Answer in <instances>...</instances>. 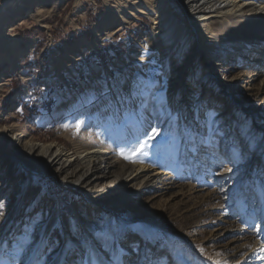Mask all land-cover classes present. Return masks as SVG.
I'll return each mask as SVG.
<instances>
[{"label":"rangeland","instance_id":"374dc122","mask_svg":"<svg viewBox=\"0 0 264 264\" xmlns=\"http://www.w3.org/2000/svg\"><path fill=\"white\" fill-rule=\"evenodd\" d=\"M15 1L0 0V16ZM78 1L33 0L32 7L44 3L43 14L22 10L7 18L9 26L18 19L24 24L14 26L0 41V125L20 134V145L54 143L72 153L100 149L107 163L112 162L111 176L95 175L87 191L36 174L30 183L25 170L11 171L13 163L5 153L12 148L1 142L0 264H15L16 240L37 213H43L48 231L59 239L46 264H57L55 257L69 239L84 253L83 237L71 233L76 215L105 257L103 241L92 230L119 222L124 229L121 247L142 245L144 237L151 236L153 250L166 264H264V41L244 36L254 15L264 14L249 7L262 8L264 0H245L244 13L237 11L228 21L207 20L203 35L178 0H166L174 26L164 27L163 42L159 36L152 38L149 17L130 16L133 6L150 8L152 0H129L130 6L124 0H80L82 9ZM120 16L131 23L120 26ZM186 58L184 83L171 94L165 78ZM153 68L162 85L161 105L178 117L176 121L161 115V105L151 100L143 110L126 102L91 100L114 77L128 92L133 80ZM93 70L97 72L91 77ZM80 71L85 77L78 79ZM26 77L35 84L39 99L52 96L51 109L59 106L60 116L49 133H38L27 119L16 117L19 104L9 93L24 87ZM149 122L159 126L158 135L137 153L147 139L143 134ZM181 123L195 129V139L179 135ZM248 136L257 138L255 150ZM24 159L15 161L30 170ZM135 165L163 175L138 189L133 183L117 185L121 173ZM76 166L83 168L80 161ZM36 194H41L37 201ZM34 234L39 240L42 229Z\"/></svg>","mask_w":264,"mask_h":264},{"label":"bare ground","instance_id":"6f19581e","mask_svg":"<svg viewBox=\"0 0 264 264\" xmlns=\"http://www.w3.org/2000/svg\"><path fill=\"white\" fill-rule=\"evenodd\" d=\"M32 1L33 0H17L15 2H10L6 5L3 14L0 16V41L6 40V38H8V36L4 35L5 33L12 31L14 26L19 27L24 24L21 19H18L15 25L9 26L6 23V21L8 20L7 18L13 15L14 13H18L22 10H33L36 15H41L44 13L46 7L44 3L40 2L32 7ZM124 1L126 3L128 2L127 4H129V0ZM178 1L180 2L187 17L189 18L190 22L193 24L194 29L199 33V35L205 34L204 32L202 33V31L207 20H210L212 18L221 19V17L222 19L224 18L227 20V17L231 14H237V11H240L241 13V11L244 10L247 5L245 0ZM152 2L153 5L151 4L152 6L150 8H147L145 5L143 7L133 6L130 16L131 18H135L136 15H145L149 17L152 22V38L156 39V36L157 38L159 36V39L161 40V42H163L164 38L161 34H163L164 27H173L174 21L172 20V14L170 13V8L166 0H152ZM249 8L256 12L264 11V7H260L258 9L252 7ZM118 21L120 26L128 25L131 23L130 19L121 16L118 18ZM104 25L105 24H101L102 27ZM244 36L254 38L257 41H264V14L254 15L253 21L250 24H247L245 27ZM100 38H98V41L101 40ZM163 45L166 46L165 43H163ZM203 45H205V43H203ZM197 46L199 47V49L202 48V45H200L199 43H197ZM5 47L9 48L10 46ZM187 62L188 58H186V60L179 67H173L166 76L164 86L167 88L169 93H174L176 89H178V87L181 86L182 83H184L186 77L184 65ZM212 65V63H209L208 68H211ZM1 85L2 84H0V86ZM190 92V90L187 91L188 94ZM0 122L2 121L0 120ZM21 137L22 136L20 134L11 131L9 128L1 127L0 125V146L1 142H3L4 145L9 143V146H7V148H12L8 153H5L7 160L13 163L11 171L15 172V174H18L19 171L25 170V175L30 183H32L34 175L36 174L43 177H57L63 182L68 183L72 187L80 188L87 191V189H89L92 182L96 178L95 175L99 174L100 177L103 179L108 176H111L109 175V169L112 166V162L107 163L105 158L106 156L100 149L94 151L80 150L81 152L72 153L70 151H66L62 147L57 146L54 143L38 144L36 142L24 141V143L20 145ZM22 156L25 157L23 161L24 167L27 166L30 168V170L24 169L21 164L15 161V159L21 158ZM77 161H80L83 164V168L76 166ZM151 171H153V173H151ZM121 174L122 176H120L117 180V185L133 183V187H135V189H138L143 185L151 186L153 185V182L155 180L161 179L158 178L159 176L163 175L161 171H154L149 169L148 167L138 165L129 167L127 171H124V173ZM38 191L39 190H37L36 192ZM39 195L41 194H36V201L39 198ZM75 217L78 223L84 226V222L82 221V219L78 215H76ZM1 225H6V223L3 222L1 223ZM3 228L4 227H0V237L3 233ZM88 239V243L91 246L96 248L98 251L102 252L100 249H98L95 242L93 241V239H91L89 235ZM255 246L256 245H254V247Z\"/></svg>","mask_w":264,"mask_h":264},{"label":"snow or ice","instance_id":"6c2138e0","mask_svg":"<svg viewBox=\"0 0 264 264\" xmlns=\"http://www.w3.org/2000/svg\"><path fill=\"white\" fill-rule=\"evenodd\" d=\"M161 91L162 86L158 82L156 69L142 74L132 81L130 90L125 92L123 84L119 77H114L109 84L105 82L99 92V97L93 94L91 100H99L107 102L111 105L114 101L120 104L125 102L130 106H138L141 110L148 107V102L151 100L157 105H161ZM159 111L161 115H168L173 121L178 119L173 116L171 112L167 111L161 105ZM158 125L154 126L151 122L148 124V129L145 130L144 136L147 137L136 152L148 145L149 141H153L158 135ZM179 135L185 138L195 139L197 133L194 128L187 127L183 123L180 124ZM150 130V131H149ZM179 135L176 137L179 143ZM213 133L209 131V140H211ZM250 142V149L255 150L258 140L255 136L247 137ZM135 154V153H134ZM231 162V161H229ZM229 172L232 169H228ZM4 204L0 198V219L3 218ZM62 214L65 209L59 210ZM30 223L25 225L23 235H21L15 243L14 253L12 256L15 264H46V257L56 251L59 246V239L53 233L48 231V226L44 222L43 213H37L36 216L30 217ZM42 229V235L39 240L35 237V231ZM123 226L116 222L110 223L106 228L99 230H92V234L98 240L103 241V252L108 253L105 257L102 252L88 243L87 235L89 229L78 222L72 223L71 233L76 239H81L80 247H84L85 251L81 254L76 245L73 244L72 239H69L65 246L61 249V254L55 257L57 264H166V260L160 256L157 251H154L155 241L151 236H145L142 245L136 243L129 249H124L119 244V239L123 234ZM42 246V248L40 247ZM39 252V256L36 252Z\"/></svg>","mask_w":264,"mask_h":264},{"label":"crops","instance_id":"0c3cea01","mask_svg":"<svg viewBox=\"0 0 264 264\" xmlns=\"http://www.w3.org/2000/svg\"><path fill=\"white\" fill-rule=\"evenodd\" d=\"M80 0L78 1L77 8L82 9L84 6L80 4ZM88 6L91 7V10L96 12L97 7L94 6V4L88 3ZM85 8V12H86ZM29 66L31 64H28ZM32 66V65H31ZM90 69V67H89ZM92 72V71H91ZM97 71L93 70L94 74H88L89 76L96 75ZM20 74V73H19ZM81 75V76H80ZM80 75L78 76V79L84 75L82 71H80ZM85 77V76H83ZM26 84L25 86L21 87H15L13 90H18L17 93H15V100L18 105V113L16 117L20 119H27L30 127L34 130H36L38 133H49V128L52 124L56 123L58 117L60 116L59 113V106L55 107V109H51V105L53 104L54 99H52V96L44 97L41 99L38 98V93L35 84L30 81L31 79L25 78ZM73 81H78L77 79L73 78ZM73 83V82H72ZM69 84L71 87L74 86V84ZM29 84L31 88L29 87ZM30 88V89H29ZM14 98V97H13ZM37 98V99H36ZM39 100V101H38ZM56 101L54 102V104Z\"/></svg>","mask_w":264,"mask_h":264},{"label":"trees","instance_id":"16d2710c","mask_svg":"<svg viewBox=\"0 0 264 264\" xmlns=\"http://www.w3.org/2000/svg\"><path fill=\"white\" fill-rule=\"evenodd\" d=\"M17 91H18L17 89H16V90H12V91L9 93V96H10V97L13 96Z\"/></svg>","mask_w":264,"mask_h":264}]
</instances>
